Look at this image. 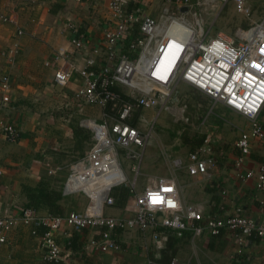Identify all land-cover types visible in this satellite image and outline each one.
Wrapping results in <instances>:
<instances>
[{"label": "built area", "instance_id": "1", "mask_svg": "<svg viewBox=\"0 0 264 264\" xmlns=\"http://www.w3.org/2000/svg\"><path fill=\"white\" fill-rule=\"evenodd\" d=\"M168 1L176 7V12L164 8V22L160 24L150 16L138 17L128 12L123 0H109L107 9L111 29L106 31L102 44L96 47L90 46L86 35L80 34L75 23L69 21L65 26L71 51L57 55L60 66L53 79L54 85L61 89L64 98L70 97L81 105L100 108L103 119L108 121L105 128L107 148L100 155L94 151L87 158V169L95 175L98 167H93L111 162L115 168L113 175L119 176L112 186L124 185L127 180L120 168V155L139 163L150 139L149 131L130 123L135 120L141 126L152 127L162 111L169 112L178 105L177 89L184 84L207 96L211 109L221 105L247 121V128L240 132L235 143L239 156L234 161V171L240 181L255 179L258 203L264 206V164L257 170L242 171L253 143H264V21L250 29L247 36L240 32L238 42L221 34L204 35L198 21L188 25L186 31H179L174 29V25L184 23L180 19L183 14L180 10L191 7V3L189 0ZM214 1L239 4L241 0ZM0 23L11 25L17 36L22 35L15 12H0ZM18 52L19 46L15 43L1 56L7 63H12ZM130 55H135V58ZM74 74L80 77L81 86L68 95L65 89ZM10 95V76L1 74L0 137L8 143H17L21 138L20 128L10 118L2 116L10 103ZM154 109L156 115L146 119L143 111ZM215 163L210 141L205 138L196 151L187 154L185 170L192 178L209 181ZM137 166H130L133 173L137 172ZM174 166L181 168L182 161L175 160ZM2 172L0 169V175ZM96 173L104 178L105 171ZM109 192L103 196L105 206L114 205ZM130 192L133 199L125 211L131 216L125 219L78 212L35 217L30 210H24L18 217H0V250L6 244V233L18 222L32 228L31 234L40 239L44 249V261L50 263L62 260L63 250L55 242L54 235L66 228L77 233L98 229L100 239H90L87 249L102 254L121 250L113 238L116 231L137 232L150 243L152 256L146 258L145 264H163L161 252L169 238L180 239L186 232L192 239L204 234L218 236L226 231L234 235L237 244L252 238L264 241V223L255 225L253 219L239 215L205 216L200 209L185 206L174 178H149L140 193L135 192L134 180L130 183ZM155 196L162 203H153ZM169 201L174 206H169ZM40 228L46 230L39 236L37 230ZM168 264L177 263L172 260Z\"/></svg>", "mask_w": 264, "mask_h": 264}, {"label": "crops", "instance_id": "2", "mask_svg": "<svg viewBox=\"0 0 264 264\" xmlns=\"http://www.w3.org/2000/svg\"><path fill=\"white\" fill-rule=\"evenodd\" d=\"M108 1L82 0L77 3L74 0H0V12H15L22 31V35L17 36L14 27L0 23V75L7 73L11 86V100L2 116L10 118L21 130V138L17 143H8L0 137V169L3 170L0 175V217L21 215L27 203L26 191L39 187L61 193L63 199L60 204L65 208L64 215L77 212L70 210L67 197L83 195L89 199V204L78 213L122 219L131 216V213L125 211L133 199L131 192L123 207L116 206L115 202L113 206L103 205V196L119 177L116 173L107 178L96 172L95 175L85 173L88 171L85 155L91 153L90 147L97 141L96 138L106 132L108 121L103 119L102 110L76 103L70 97L64 98L61 89L53 82L60 66L57 55L69 54L71 51L66 24L69 21L75 23L79 31L86 35L90 46L102 44L106 31L111 29ZM123 1L128 12L138 17L150 16L160 24L164 22V8L176 12V7L168 0ZM189 1L191 7H183L187 11L180 15V19L188 25H194L197 21L191 17L195 13L194 6L205 4L201 0ZM226 4H230L233 9L237 8V4L232 1ZM248 4L253 9L264 10V0H248ZM198 22L202 28V24L206 23L205 17H201ZM217 22L218 18L214 20V23ZM15 43L19 46V52L12 63H7L1 53ZM130 57L135 58V55ZM79 86L81 79L74 74L65 92L71 95ZM238 126L245 130L248 123L244 119ZM83 137L90 141V145L92 143L89 147L87 142L85 150L80 147ZM235 143L231 147L216 145L217 153L213 143L210 145L216 166L209 181L188 176L185 170L187 156L183 160L175 159L182 161L181 168L175 167L174 162V169L170 167L163 173L150 168L149 163L157 159L148 152L145 159L143 155L138 163L140 174L133 180L128 178L120 160V168L127 182L119 186L130 191V183L135 180V192L140 193L149 178H174L185 206L200 209L205 216L239 215L264 223V206L258 203L255 179L240 181L235 176L234 161L239 156ZM83 158L85 160L81 162ZM133 164L129 163L128 171L134 175L130 168ZM261 164H264V143L255 142L242 171L257 170ZM180 170L184 171L188 179L193 180L194 189L191 186H180L177 177L172 174ZM87 175L95 178V183L85 181L83 176L87 178ZM191 191L198 193L196 198L193 196L195 192ZM31 212L35 217L51 216L46 207ZM31 230L30 226L18 222L6 233V244L0 250V264H145L146 258L152 256L149 240L141 238L134 231H118L114 240L121 250L102 254L87 249L90 239H100L98 229L90 228L77 233L66 228L54 235L55 242L63 250L62 260L50 263L44 261L40 239L33 236ZM40 230L43 229L37 230L39 236ZM160 260L163 264L172 260L177 264H264V241L252 238L237 244L234 235L226 231L218 236L204 234L192 239L191 234L186 232L180 239L174 236L169 238Z\"/></svg>", "mask_w": 264, "mask_h": 264}, {"label": "rangeland", "instance_id": "3", "mask_svg": "<svg viewBox=\"0 0 264 264\" xmlns=\"http://www.w3.org/2000/svg\"><path fill=\"white\" fill-rule=\"evenodd\" d=\"M201 3L205 5H200L199 7L194 6L195 13L191 17L195 21H199L201 17H205L206 23L202 24V29L206 36L221 34L226 38L238 42L237 37L240 32L243 33L242 36H247L251 32L250 29H253L264 21V10L253 9V7L248 4V0H241L239 4L235 3L237 4V8L235 9L230 7V4L214 0H201ZM217 18L218 22L214 23V20ZM174 27V29L179 31H186L189 28L188 24L181 22H177ZM176 96L179 100L178 105L169 112L162 111L152 127L141 126L137 124L135 120L130 123L133 126H138L150 132V139L144 150L143 158L145 159L147 153L151 152L157 160L150 162L149 166L161 173L170 167L173 170L172 162L177 158L183 160V158L187 156L190 148L184 145V136L192 137L195 135H204L205 138L208 137L210 145L212 146L213 143L215 152L217 153L218 150H216V145H219V147H221V145L231 147L238 139V135L241 132L239 130H244V127L238 126V123L244 120L243 117L241 118L240 115L225 109L221 105H217L214 109H211V101L204 94L181 84L177 89ZM143 114L148 119H152L156 115V110L143 111ZM223 134L225 137L224 140L222 139ZM232 134H235V136H231ZM228 135L231 137H227ZM96 139L97 141L90 147L92 143L90 145V141L86 139V137L82 138L81 150H85L87 142L91 148V153L85 155V159L89 158L94 151L100 155L107 148L108 137L106 133L101 134V136ZM216 153L215 156L217 155ZM117 154L120 155V153ZM121 157L120 160L128 174V178L132 180L133 178L136 179L140 171L137 170L134 176L132 173H129L128 165L130 162L136 165H138V163L136 161H127L124 159L123 155ZM84 158L81 162H84ZM172 174H175L174 176L177 177L178 183L182 188L184 186H186V188L191 186L194 189L192 185L193 180L188 179L183 170L177 171L176 173L172 172ZM83 177L85 181H92L93 184V177ZM192 192H195L193 196L197 197L198 193L196 191H191V193ZM189 196H192V194ZM67 198L66 202L70 210L73 211L81 212L83 208L85 209L89 204V199L83 195Z\"/></svg>", "mask_w": 264, "mask_h": 264}, {"label": "trees", "instance_id": "4", "mask_svg": "<svg viewBox=\"0 0 264 264\" xmlns=\"http://www.w3.org/2000/svg\"><path fill=\"white\" fill-rule=\"evenodd\" d=\"M80 34L82 35L83 32L80 31ZM204 140V135L183 137V143L190 148V151H196L203 144ZM85 173L91 174V172ZM26 193L27 203L24 206V210L36 211L41 207H46L51 216H65V208L60 204L63 199L60 192L39 187L34 190H27ZM109 196L113 198L116 206L123 207L126 205L131 195L127 188L123 186H115L110 189ZM42 229L43 230L39 231L40 235H42L46 230L44 228ZM117 232L118 231L115 232L114 236Z\"/></svg>", "mask_w": 264, "mask_h": 264}, {"label": "bare ground", "instance_id": "5", "mask_svg": "<svg viewBox=\"0 0 264 264\" xmlns=\"http://www.w3.org/2000/svg\"><path fill=\"white\" fill-rule=\"evenodd\" d=\"M103 164L107 168H105V166ZM103 164L101 163L100 165L93 167V169L98 167L96 169V172L99 171V170L100 171H102V170L105 171L104 178L112 176L113 172L115 171L114 165L111 162H106V163H103ZM87 172H91V171H87Z\"/></svg>", "mask_w": 264, "mask_h": 264}, {"label": "snow or ice", "instance_id": "6", "mask_svg": "<svg viewBox=\"0 0 264 264\" xmlns=\"http://www.w3.org/2000/svg\"><path fill=\"white\" fill-rule=\"evenodd\" d=\"M152 202L153 203H162V200L158 196H155V197H153ZM169 206H174V205H172L171 201H169Z\"/></svg>", "mask_w": 264, "mask_h": 264}, {"label": "water", "instance_id": "7", "mask_svg": "<svg viewBox=\"0 0 264 264\" xmlns=\"http://www.w3.org/2000/svg\"><path fill=\"white\" fill-rule=\"evenodd\" d=\"M185 11H187V8H183V9H181V12H185ZM254 222H255V225H258L259 223L257 222V221H255L254 220Z\"/></svg>", "mask_w": 264, "mask_h": 264}]
</instances>
